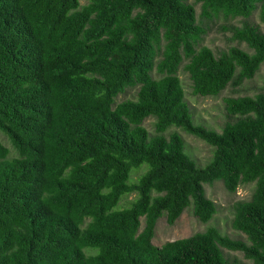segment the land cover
<instances>
[{"label":"trees","instance_id":"1","mask_svg":"<svg viewBox=\"0 0 264 264\" xmlns=\"http://www.w3.org/2000/svg\"><path fill=\"white\" fill-rule=\"evenodd\" d=\"M86 1L0 0V131L18 153L0 140V264H244L226 250L264 264V93L226 97L218 131L195 121L179 76L203 97L252 80L264 0H195L199 16L190 0ZM219 18L238 19L222 25L237 45L215 52L203 40ZM173 128L212 157L198 164ZM215 181L254 184L233 205L239 237L210 226L156 246L163 216L213 219Z\"/></svg>","mask_w":264,"mask_h":264},{"label":"rangeland","instance_id":"2","mask_svg":"<svg viewBox=\"0 0 264 264\" xmlns=\"http://www.w3.org/2000/svg\"><path fill=\"white\" fill-rule=\"evenodd\" d=\"M81 4H85L86 0H80ZM195 3V0H190ZM197 15H200L201 4L195 3ZM256 23H260L257 14L252 18ZM238 24V19L224 20L219 18L209 25V31L203 40V44L209 46L215 52L222 49H226L230 46L237 45L236 41L231 39V33L225 31L222 28L224 24ZM264 31V25H261ZM242 48L249 50L245 44L240 45ZM182 81L185 97L188 101L193 113L194 119L197 123L204 124L210 128L221 130L223 123L226 120V114L224 110V99L229 96L237 95H255L257 93H264V65H262L257 75L249 81H245L238 91L235 92L233 88H228L223 91L219 96H197L192 94V82L189 76L183 70L179 73ZM136 90L130 89L125 94L118 97V102L124 99L135 96ZM155 119L150 117L144 121V126L152 133L155 132ZM178 130L184 137L186 142V148L193 159L200 165H204L213 154V147L207 144L205 141L187 134L181 129ZM0 140L10 150V157L18 155L17 151L11 144L9 138L0 131ZM143 172V169L132 173V180H136L139 173ZM254 184L241 185L235 193H230L224 187L222 181H215L212 184H206V195L217 206V213L208 223H202L194 216L192 208L186 209L181 217L176 221L174 225H169L166 220V216L161 217L155 229V237L153 243L156 246H162L168 241H174L186 237H190L198 232H203L210 226L217 227L223 234L230 236L231 238H238L239 232L235 231L232 227V220L234 217L233 205L240 200H248L253 192ZM134 195L129 196V199H133ZM125 202L123 201L122 204ZM144 218H142V226L144 225ZM229 257H238L244 264H253L251 261L244 258L240 252L225 251Z\"/></svg>","mask_w":264,"mask_h":264}]
</instances>
